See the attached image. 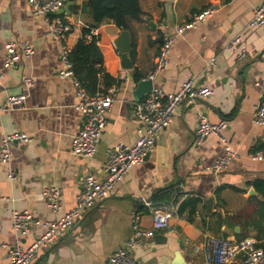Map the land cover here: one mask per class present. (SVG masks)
Segmentation results:
<instances>
[{
    "label": "crops",
    "instance_id": "1",
    "mask_svg": "<svg viewBox=\"0 0 264 264\" xmlns=\"http://www.w3.org/2000/svg\"><path fill=\"white\" fill-rule=\"evenodd\" d=\"M71 1L69 12L56 16L71 24L68 42L74 47L91 19L82 11L85 0ZM138 1L142 20L133 21L129 30L132 69L122 68L115 45L122 28L114 22L97 27L102 67L115 79L107 89L117 85L119 90L108 112L98 152L81 157L71 152V145L85 119L76 108L79 99L73 80L58 75L62 67L60 43L46 35L45 17L34 14L29 0H0V104L9 94L27 95L24 108L0 112V148L7 133L35 135L33 141L12 145L9 164L0 162V242H20L24 246L44 228L36 225L21 236L12 227V210H29L40 220L53 219L75 207L87 173L105 180L108 148L118 143L132 145L139 137L140 123L133 114L134 89L154 69L163 34L207 6L218 9L214 16L176 39L167 69L152 79L154 86L174 90L191 77L196 85L214 88V95L178 109L170 125L157 134L145 161L116 183L110 197L98 202L81 222L60 232L57 241L42 249L32 264H103L132 237L134 213L140 214L145 227H152L153 210L142 198L158 204L170 200L176 188L185 193L182 201L200 199L196 215L192 220L188 214L174 215L166 228L156 232L167 237L165 243L158 242L155 235L146 238L134 251L142 264H171L177 250H181L186 264H196L198 255L193 247L203 241L206 232L226 237L241 233L264 246V196L255 186L258 180H264V161L251 159L254 152L264 150V126L252 121L255 105L264 92V28L249 27L253 8L262 0ZM236 35L242 37L247 51L243 59L226 49ZM10 41L29 42L34 53L6 66L5 46ZM30 76L35 83L27 86L25 79ZM101 87L104 89L103 84ZM198 113L213 122L226 119L227 138L239 152L217 174L207 167L223 153V144L215 135L196 143ZM11 170L17 177L13 181ZM50 186L62 190L64 207L59 214L51 211L42 195ZM208 200L213 201L211 210ZM204 223L211 230L205 231ZM7 263V251L0 248V264Z\"/></svg>",
    "mask_w": 264,
    "mask_h": 264
},
{
    "label": "built area",
    "instance_id": "2",
    "mask_svg": "<svg viewBox=\"0 0 264 264\" xmlns=\"http://www.w3.org/2000/svg\"><path fill=\"white\" fill-rule=\"evenodd\" d=\"M69 0H29L34 14L42 15L48 25L46 35L60 43V60L62 67L58 72L60 77H69L76 87L78 102L76 108L84 115V122L80 130L74 135L71 152L76 156L91 157L98 152L102 133L106 127L108 112L118 92V86L113 85L107 91L91 95L82 82L76 77L71 60L72 46L68 42V35L72 29L70 23L56 16V11L64 7ZM218 9L207 6L195 12L189 20L175 26L172 32L163 34L155 66L146 79H153L156 74L163 72L169 65V54L176 39L188 29L196 28L200 23L214 16ZM53 14H50V13ZM250 28H264V0L258 3L252 11ZM97 28H91L86 35L87 41L97 36ZM5 65H15L23 55L31 57L34 49L29 42L10 41L5 46ZM226 49L233 52L238 59L247 55L242 37L236 35ZM213 60L210 64H213ZM3 74L0 73V84ZM27 86L34 85L33 77H26ZM215 89L210 86L196 85L194 79H184L179 87L166 90L163 86H154L151 93L136 100L133 114L138 119L140 127L139 137L132 145L118 143L108 148L104 169L107 172L105 180H99L95 174L87 173L82 179V189L76 196L75 207L63 215L53 219L40 220L29 210H12V227L21 236L27 235L36 225H41L44 232L36 237L28 246L20 242H0V248L7 251V264H32L42 249L53 245L60 232L67 231L81 222L98 202L110 197L116 183L121 181L129 171L145 161L146 156L154 148L157 134L168 127L175 113L184 104L193 100H207L214 95ZM26 94H9L0 104V112L14 111L25 107ZM252 121L255 125L264 126V92L255 105ZM228 121L220 119L213 122L203 113H198V124L195 133L196 143H201L207 136L215 135L223 144V153L208 167L207 170L215 174L226 169L229 162L239 156L226 135ZM35 135L22 131H14L3 135L0 148V162L9 164L12 158L11 147L16 143L33 141ZM253 161H264V150H257L251 155ZM10 179L15 180L13 170ZM62 190L57 186L44 188L42 195L48 207L55 214H59L64 207L61 196ZM185 196L181 188H176L170 201L154 202L147 197L142 201L153 210V224L145 227L139 213L133 214V235L124 245L117 248L103 264H142L135 257L134 251L141 247L146 238L152 237L160 229L166 228L170 219L178 214L179 205ZM194 252L198 255L196 264H264V246L253 237L232 240L229 237L206 232L203 241L194 245Z\"/></svg>",
    "mask_w": 264,
    "mask_h": 264
},
{
    "label": "trees",
    "instance_id": "3",
    "mask_svg": "<svg viewBox=\"0 0 264 264\" xmlns=\"http://www.w3.org/2000/svg\"><path fill=\"white\" fill-rule=\"evenodd\" d=\"M73 8L76 12L79 9L76 5ZM82 11L90 17V25L83 28V36L72 48L70 56L76 77L88 89L87 91L94 95L106 91L107 87L115 82V79L107 74L102 67L103 55L98 44V36H94L91 41H87L86 35L91 28H97L99 25L108 22H114L122 29L131 30L133 21L142 20L143 11L138 0H85ZM132 54H135V50ZM139 77L137 76V79ZM102 84L104 89L101 87ZM255 186L264 196V180H258ZM174 190L171 192L170 200L173 197ZM199 203V198L189 197L184 199L179 205L178 214L182 216L188 214V218L192 220L193 216L196 215ZM208 229L211 230V226L204 223V230ZM245 237L241 233L236 234L237 239Z\"/></svg>",
    "mask_w": 264,
    "mask_h": 264
},
{
    "label": "water",
    "instance_id": "4",
    "mask_svg": "<svg viewBox=\"0 0 264 264\" xmlns=\"http://www.w3.org/2000/svg\"><path fill=\"white\" fill-rule=\"evenodd\" d=\"M72 4H73L72 1H68L64 7L60 8L55 13L56 14H62L64 12H69V8ZM50 14H53V13L51 12ZM115 45L121 54L122 68L123 69H132L134 66V63L130 57V52L132 50L130 31L122 29L119 37L115 41ZM153 87H154V82L152 79H146V80L141 79V80H139L137 82L135 89H134V97L136 98V100L142 99L145 95L152 92ZM207 207H208V210H211V208L213 207V201L212 200L207 201ZM236 231L237 232L239 231L238 226L236 227ZM229 238L232 240L237 239L234 236H231ZM155 239L161 243H165L167 241V237H165L162 233H156ZM181 248L183 249V248H185V246L181 245ZM171 264H186V260L184 259V256L182 255L181 250L176 251L174 261Z\"/></svg>",
    "mask_w": 264,
    "mask_h": 264
},
{
    "label": "rangeland",
    "instance_id": "5",
    "mask_svg": "<svg viewBox=\"0 0 264 264\" xmlns=\"http://www.w3.org/2000/svg\"><path fill=\"white\" fill-rule=\"evenodd\" d=\"M247 209H248V208H247ZM247 209H246V210H247ZM250 209H251V208H250Z\"/></svg>",
    "mask_w": 264,
    "mask_h": 264
}]
</instances>
